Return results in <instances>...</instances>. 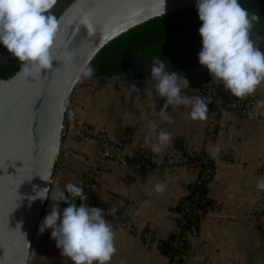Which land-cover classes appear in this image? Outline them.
I'll use <instances>...</instances> for the list:
<instances>
[{
    "label": "crops",
    "instance_id": "crops-1",
    "mask_svg": "<svg viewBox=\"0 0 264 264\" xmlns=\"http://www.w3.org/2000/svg\"><path fill=\"white\" fill-rule=\"evenodd\" d=\"M183 89L187 96V89ZM232 98L264 100V82L251 95ZM72 103L74 117L89 129L102 131L114 146L127 151L146 149L173 161L203 153L213 162L203 183L215 210L196 215L193 233L188 234L182 253L173 248L175 255H167L159 244L171 236L178 237L181 226L176 208L199 171L176 166L132 173L110 158L93 170L100 155L95 140L68 138L55 169L57 183L79 185L91 174L96 182L93 189L109 212L114 208L117 214L124 206H132L133 228L119 227L110 219L116 252L108 264H264V108L243 106L238 111H218L214 134L208 138V118L192 121L189 109L170 105L165 109L170 119H164L158 115L163 98L154 92L150 96L147 89L80 87ZM150 121L158 131L172 136L159 154L144 142ZM212 146L218 149L215 157L210 155ZM157 183L163 185L162 192L155 191ZM37 264L71 261L61 256L48 236Z\"/></svg>",
    "mask_w": 264,
    "mask_h": 264
},
{
    "label": "water",
    "instance_id": "water-1",
    "mask_svg": "<svg viewBox=\"0 0 264 264\" xmlns=\"http://www.w3.org/2000/svg\"><path fill=\"white\" fill-rule=\"evenodd\" d=\"M195 6V0H69L55 16L60 21L54 54H71V63L53 61L37 80L18 75L0 80V262L37 264L50 229L38 224L51 204L35 190L51 193L55 169L68 138L73 136L71 99L83 85L152 88L132 75L77 79L76 69L89 64L98 51L127 30L150 19ZM87 18L90 24L81 21ZM11 54L0 46V64ZM205 73L207 70L203 67ZM186 75L184 78H187ZM128 167V166H127ZM129 168V167H128ZM51 171L49 183L42 181ZM61 182L57 188H62ZM56 188V189H57ZM15 201V203H14Z\"/></svg>",
    "mask_w": 264,
    "mask_h": 264
},
{
    "label": "clouds",
    "instance_id": "clouds-1",
    "mask_svg": "<svg viewBox=\"0 0 264 264\" xmlns=\"http://www.w3.org/2000/svg\"><path fill=\"white\" fill-rule=\"evenodd\" d=\"M56 0H0V46L16 61L20 62V75L24 79L37 80L42 72L52 67L53 61L66 66L71 63V54H54L60 21L52 13ZM164 3V0H162ZM196 14L200 21L197 29L200 50L197 62L209 75L223 83L224 89L232 97L244 98L255 92L264 82V51L250 39L253 22L259 19L255 13L249 14L239 0H195ZM90 24L85 18L81 21ZM168 64V63H167ZM93 68L82 64L75 71L77 79L90 78ZM148 80L153 92L163 98L158 115L170 119L165 109L168 106H184L189 109L192 121H205L208 103L201 97L182 94V84L186 78L176 71H169L164 59L153 58L148 70ZM136 88L135 85H132ZM139 91V89H136ZM255 107L264 108V100H258ZM155 105L153 106V110ZM172 140L171 133L157 130L154 122L147 124L144 142L153 153L159 154ZM218 149L212 146L210 155L215 157ZM49 170L42 181L49 183ZM28 197L29 204L35 200L43 203L52 201L50 211L38 224V233L51 229L49 236L61 256L71 264H108L116 252L115 233L111 223L105 218V210L86 203L76 204V200H86L80 186L67 183L63 188L49 192L48 187L35 190ZM156 192L163 191V185H155ZM66 207L60 208V203ZM110 212L114 213L115 209ZM2 264V262H0Z\"/></svg>",
    "mask_w": 264,
    "mask_h": 264
},
{
    "label": "trees",
    "instance_id": "trees-1",
    "mask_svg": "<svg viewBox=\"0 0 264 264\" xmlns=\"http://www.w3.org/2000/svg\"><path fill=\"white\" fill-rule=\"evenodd\" d=\"M239 3L248 10L249 14L258 15L259 19L253 22L251 29L256 28L261 31V34H264V0H239ZM199 26L200 21L197 18L195 6L164 14L135 26L111 40L98 51L88 64L94 70L90 78H112L131 74L134 79L143 80L148 77L149 66L153 58L164 59L169 71H176L183 77L196 74L197 71H193L191 67L194 66L192 64L197 63V53L201 47L200 37L197 33ZM20 67V62L15 58L11 59L0 67V80H9L19 71ZM210 79L209 73H202L198 80L191 83L190 89L202 88ZM220 88L222 87L217 86L218 90ZM227 94L230 93L227 92ZM199 155L205 156L203 153ZM141 159L139 156L132 159L125 158L124 163L130 168L138 166L140 172L154 167L153 164ZM192 162L194 161L190 160V163ZM212 163L208 159L207 164L198 170L199 176L202 172L209 171L212 168ZM164 168L160 167V170ZM87 177L86 175L82 183L78 185L86 195L84 203L107 210L93 189L96 184L95 180L89 181ZM204 184L202 183L197 188H193V185L190 187L189 195L176 208L178 214L182 213L183 202L185 205L195 203L196 208L202 212H204L205 205L201 206L200 202L204 201L213 205ZM194 198L196 199L194 200ZM77 201L78 199L75 201L76 204ZM59 206L61 209L66 207L62 202ZM106 219L113 223L110 218ZM196 219V212L193 209L189 213L183 214L184 224L181 230L190 232L196 224ZM175 240L176 237L171 236L168 241L159 244V249L163 254L175 255L171 246Z\"/></svg>",
    "mask_w": 264,
    "mask_h": 264
},
{
    "label": "built area",
    "instance_id": "built-area-1",
    "mask_svg": "<svg viewBox=\"0 0 264 264\" xmlns=\"http://www.w3.org/2000/svg\"><path fill=\"white\" fill-rule=\"evenodd\" d=\"M263 45V44H262ZM261 46V45H260ZM259 47V46H258ZM262 49V48H260ZM202 73H205L203 70H199L196 74H192L194 76H197L198 78ZM188 75L186 80H190L193 76ZM217 86H221L219 90L217 89ZM191 89L186 90V94L189 97H201L205 99V101L208 103V122H207V137L210 138L213 136L214 131H215V122L214 119L216 117V114L218 111L222 109H231V110H237L240 107H246L250 110H254L256 107V102L248 100V99H234L230 96V94H227V91L223 87V83L219 80H216L211 77L210 81L202 88L200 87H194ZM71 125L73 126V136L78 138V139H94L95 142L98 145V151H99V158L97 159V162L94 163V166L92 167L93 170H96L97 167H100L103 160L105 158H110L112 160H116L121 162L122 164L125 165L124 159H132L134 157H140L142 158L141 160H145L151 164H153L154 170L159 171L160 167H165V168H175L176 166H191L195 167L197 170H200L201 166H205L207 164L208 158L205 156H200L199 154H190L187 156H183L179 158L178 160H170V159H161L156 156H154L152 153H150L146 149H135V150H125L124 148H120L119 146H114L111 144V142L108 140L107 136L101 131V132H96L94 130L89 129L86 127L83 123L80 121H76L73 119L71 122ZM190 160H193L194 162L190 163ZM131 172L135 173L139 171L138 166L134 167H129ZM207 177V172H202L200 176L196 179V181L193 183V188L199 187L206 179ZM93 177L92 175H88L87 180H92ZM57 188V180L54 175V180L53 184L51 186V192H54ZM83 195L86 197V195L83 193ZM189 193L187 194V196ZM196 198H194L195 200ZM85 200H79L77 201V205L79 203H84ZM182 204V213L179 214L180 218V226L182 227L184 224L183 220V214H187L190 212L191 209L196 212V215L203 214L205 212H210L215 210V206L212 204H207L206 202L202 201L199 204L205 205L204 207V212L196 208L195 203L192 205L189 204ZM207 204V205H206ZM105 216L107 218L112 219V221L117 224L119 227H125V228H133L132 227V217H133V212H132V206L126 205L124 206L117 214L109 212L108 210H105ZM193 229H191L190 232H186L183 230H179L178 232V237L176 240L171 244L172 248H174L178 253L180 252L182 248L185 247L186 241L189 238L188 234H192Z\"/></svg>",
    "mask_w": 264,
    "mask_h": 264
},
{
    "label": "flooded vegetation",
    "instance_id": "flooded-vegetation-1",
    "mask_svg": "<svg viewBox=\"0 0 264 264\" xmlns=\"http://www.w3.org/2000/svg\"><path fill=\"white\" fill-rule=\"evenodd\" d=\"M69 0H56V3L54 7L51 9L52 13L55 15L58 13V11L65 5V3ZM250 39L254 42L256 46L264 44V34H261V31H259L256 28H253L250 30ZM14 57L10 56L8 57L3 63L0 64V67L5 65L8 61L13 59ZM191 65V64H190ZM191 68L193 71H197L199 69H202L203 66L199 65L198 62L196 64H192ZM190 69V68H188ZM133 76V75H132Z\"/></svg>",
    "mask_w": 264,
    "mask_h": 264
},
{
    "label": "rangeland",
    "instance_id": "rangeland-1",
    "mask_svg": "<svg viewBox=\"0 0 264 264\" xmlns=\"http://www.w3.org/2000/svg\"><path fill=\"white\" fill-rule=\"evenodd\" d=\"M259 46V48H262L261 49V51H264V44L263 45H258ZM199 70H197V72H198ZM193 77L190 79V80H188L187 82H188V84L187 85H185V84H182V89L183 88H185V89H189L190 88V85H191V83H193V81H196V80H198V77L197 76H194V75H192ZM143 82H148V83H151V81L150 80H148V77H146V78H144L143 80H142ZM81 87H88V88H92V89H100V88H105V89H110V88H113V89H127V88H129L128 87V85H127V83H120V84H118V85H116L115 87H111V86H98V85H94V84H89V85H83V86H81ZM193 89H191V91H192ZM71 106H72V111H73V114H74V116H75V112H74V109L75 108H73V103H72V99H71ZM74 119L76 120V121H79V120H77L75 117H74Z\"/></svg>",
    "mask_w": 264,
    "mask_h": 264
},
{
    "label": "bare ground",
    "instance_id": "bare-ground-1",
    "mask_svg": "<svg viewBox=\"0 0 264 264\" xmlns=\"http://www.w3.org/2000/svg\"><path fill=\"white\" fill-rule=\"evenodd\" d=\"M70 126H72L71 123H70Z\"/></svg>",
    "mask_w": 264,
    "mask_h": 264
},
{
    "label": "snow or ice",
    "instance_id": "snow-or-ice-1",
    "mask_svg": "<svg viewBox=\"0 0 264 264\" xmlns=\"http://www.w3.org/2000/svg\"><path fill=\"white\" fill-rule=\"evenodd\" d=\"M14 203H15V201H14Z\"/></svg>",
    "mask_w": 264,
    "mask_h": 264
}]
</instances>
